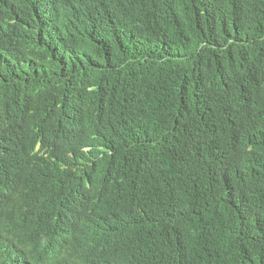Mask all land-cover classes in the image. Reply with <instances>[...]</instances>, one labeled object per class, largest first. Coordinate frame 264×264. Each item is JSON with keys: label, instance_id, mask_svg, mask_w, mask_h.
<instances>
[{"label": "trees", "instance_id": "16d2710c", "mask_svg": "<svg viewBox=\"0 0 264 264\" xmlns=\"http://www.w3.org/2000/svg\"><path fill=\"white\" fill-rule=\"evenodd\" d=\"M0 264H264V0H0Z\"/></svg>", "mask_w": 264, "mask_h": 264}, {"label": "bare ground", "instance_id": "6f19581e", "mask_svg": "<svg viewBox=\"0 0 264 264\" xmlns=\"http://www.w3.org/2000/svg\"><path fill=\"white\" fill-rule=\"evenodd\" d=\"M52 214V213H51ZM21 259V258H20Z\"/></svg>", "mask_w": 264, "mask_h": 264}]
</instances>
